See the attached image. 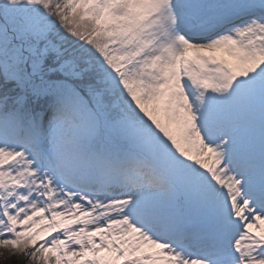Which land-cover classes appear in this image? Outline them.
Returning <instances> with one entry per match:
<instances>
[{"label": "snow or ice", "instance_id": "6c2138e0", "mask_svg": "<svg viewBox=\"0 0 264 264\" xmlns=\"http://www.w3.org/2000/svg\"><path fill=\"white\" fill-rule=\"evenodd\" d=\"M0 249L264 264V0H0Z\"/></svg>", "mask_w": 264, "mask_h": 264}, {"label": "trees", "instance_id": "16d2710c", "mask_svg": "<svg viewBox=\"0 0 264 264\" xmlns=\"http://www.w3.org/2000/svg\"><path fill=\"white\" fill-rule=\"evenodd\" d=\"M12 258L7 261V259L0 261V264H24V258L23 257H16L11 256Z\"/></svg>", "mask_w": 264, "mask_h": 264}, {"label": "rangeland", "instance_id": "374dc122", "mask_svg": "<svg viewBox=\"0 0 264 264\" xmlns=\"http://www.w3.org/2000/svg\"><path fill=\"white\" fill-rule=\"evenodd\" d=\"M11 256V253H9L8 251L0 249V261H3L5 259L9 261L12 258Z\"/></svg>", "mask_w": 264, "mask_h": 264}]
</instances>
